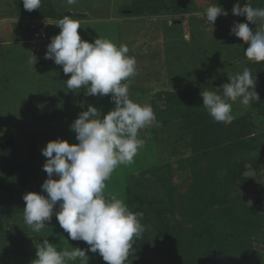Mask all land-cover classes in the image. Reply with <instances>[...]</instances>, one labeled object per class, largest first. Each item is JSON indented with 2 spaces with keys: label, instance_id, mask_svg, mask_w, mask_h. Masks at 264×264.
<instances>
[{
  "label": "rangeland",
  "instance_id": "obj_1",
  "mask_svg": "<svg viewBox=\"0 0 264 264\" xmlns=\"http://www.w3.org/2000/svg\"><path fill=\"white\" fill-rule=\"evenodd\" d=\"M247 2L264 8V0H77L70 6L42 0L28 12L22 0H0V264H33L44 239L58 251H85L67 264H106L59 226V202L39 233L23 219L25 194L47 197L41 150L57 139L77 144L70 125L90 105L101 116L115 107L110 95L69 89L71 74L45 59L65 15L80 21L82 40L128 46L137 61L129 97L150 104L156 116L140 130L145 143L134 163L118 167L106 182V196L143 213L130 264H264V62L248 61V44L230 34L236 23H248L232 14L233 5ZM212 4L228 15L209 25L197 13ZM38 32L46 39L35 38ZM245 68L256 77L260 100L248 108L229 101L234 121L217 123L201 93ZM249 211L263 217L261 227H249Z\"/></svg>",
  "mask_w": 264,
  "mask_h": 264
},
{
  "label": "clouds",
  "instance_id": "obj_2",
  "mask_svg": "<svg viewBox=\"0 0 264 264\" xmlns=\"http://www.w3.org/2000/svg\"><path fill=\"white\" fill-rule=\"evenodd\" d=\"M73 5L77 0H63ZM28 12L41 7L42 0H22ZM232 14L247 18L248 23H236L230 34L248 47L244 55L248 61L264 62V8H254L247 2L243 7L233 5ZM207 24H214L218 16L228 13L212 4L204 12ZM256 25V30L250 28ZM60 32L47 45L45 59L62 66L65 75L71 74L66 85L71 90L83 86L88 96H109L115 107L106 115L94 106L79 114L70 125L76 133L77 144L57 139L47 143L42 155L47 158L43 171L47 179L41 185L47 197L37 193L23 196L25 224L35 233L51 221L54 207L59 226L73 241L89 245L88 251L99 253L106 264H130L129 252L135 239L144 232L140 222L143 213H133L123 199L105 195L106 182L120 166H129L145 141L140 130L156 121L150 104H139L129 97V86L136 76L137 61L129 56L125 44L119 46L108 39L96 38L94 42L82 40L78 33L80 21L68 15L57 21ZM33 65L36 63L32 56ZM229 83L214 91L201 93L203 107L214 121L230 124L235 116L232 103L237 100L248 108L260 97L255 91L256 77L245 68L242 73L228 76ZM57 177V179H53ZM37 259L33 264H67L86 257L79 248L59 250L44 239L36 244Z\"/></svg>",
  "mask_w": 264,
  "mask_h": 264
},
{
  "label": "trees",
  "instance_id": "obj_3",
  "mask_svg": "<svg viewBox=\"0 0 264 264\" xmlns=\"http://www.w3.org/2000/svg\"><path fill=\"white\" fill-rule=\"evenodd\" d=\"M180 10H182L183 12H186L185 8H180ZM135 14L140 13V9H137L135 12ZM135 91L139 92L140 89L136 88ZM26 175L28 173V171H25ZM29 175V174H28ZM247 219H248V225L250 228H253L254 226H257L258 228L262 226L263 223V217H261L260 215H258L257 212L254 211H249L247 214Z\"/></svg>",
  "mask_w": 264,
  "mask_h": 264
},
{
  "label": "built area",
  "instance_id": "obj_4",
  "mask_svg": "<svg viewBox=\"0 0 264 264\" xmlns=\"http://www.w3.org/2000/svg\"><path fill=\"white\" fill-rule=\"evenodd\" d=\"M34 37L35 38H39V40H45L46 39V34L45 33L38 32V33H35L34 34Z\"/></svg>",
  "mask_w": 264,
  "mask_h": 264
},
{
  "label": "crops",
  "instance_id": "obj_5",
  "mask_svg": "<svg viewBox=\"0 0 264 264\" xmlns=\"http://www.w3.org/2000/svg\"><path fill=\"white\" fill-rule=\"evenodd\" d=\"M56 34V33H55ZM55 34H53L52 36L54 37L55 36Z\"/></svg>",
  "mask_w": 264,
  "mask_h": 264
}]
</instances>
